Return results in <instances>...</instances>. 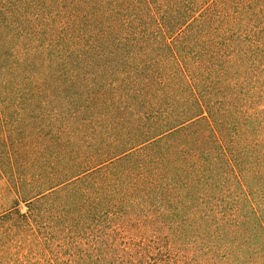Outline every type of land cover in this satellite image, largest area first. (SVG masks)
<instances>
[{
  "label": "trees",
  "instance_id": "1",
  "mask_svg": "<svg viewBox=\"0 0 264 264\" xmlns=\"http://www.w3.org/2000/svg\"><path fill=\"white\" fill-rule=\"evenodd\" d=\"M0 264H264V0H0Z\"/></svg>",
  "mask_w": 264,
  "mask_h": 264
}]
</instances>
